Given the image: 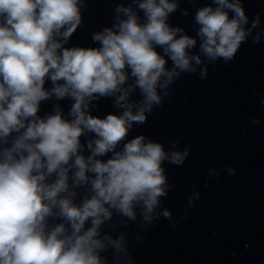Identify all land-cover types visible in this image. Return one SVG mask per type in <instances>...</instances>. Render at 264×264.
Instances as JSON below:
<instances>
[{
    "label": "clouds",
    "instance_id": "obj_1",
    "mask_svg": "<svg viewBox=\"0 0 264 264\" xmlns=\"http://www.w3.org/2000/svg\"><path fill=\"white\" fill-rule=\"evenodd\" d=\"M180 3L120 0L111 25L91 33L96 46H68L88 0H0V264H135L128 233L113 236L105 224L116 215L112 232L129 221L147 230L172 218L161 209L175 187L164 165L182 166L190 148L174 140L166 149L144 134L129 139L131 130L163 106L183 74L207 79L205 61L228 64L250 36L259 44L264 35L253 36L260 15L249 27L243 0L197 7L190 35L169 23L177 10L189 15ZM101 98L117 111L94 114ZM53 99L71 101L67 114L55 103L40 115ZM199 198L194 187L186 209Z\"/></svg>",
    "mask_w": 264,
    "mask_h": 264
}]
</instances>
